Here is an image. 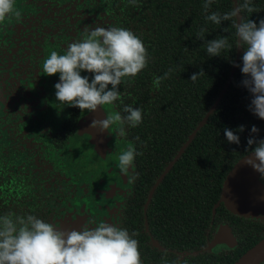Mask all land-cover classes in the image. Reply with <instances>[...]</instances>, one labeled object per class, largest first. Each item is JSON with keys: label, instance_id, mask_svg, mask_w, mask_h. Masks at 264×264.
<instances>
[{"label": "flooded vegetation", "instance_id": "af4514ba", "mask_svg": "<svg viewBox=\"0 0 264 264\" xmlns=\"http://www.w3.org/2000/svg\"><path fill=\"white\" fill-rule=\"evenodd\" d=\"M137 5L130 0H15L20 16L0 23L1 205L4 215L13 219L34 215L63 231L102 222L125 229L138 241L142 264H200L191 257L201 251L196 237L191 249L185 250L181 247L185 238L174 237L183 232L169 230V194L164 190L179 158L166 172L167 167L183 147L184 153L194 131L180 144L169 146L168 140L178 135L159 133L153 87L150 81L136 84L143 71L124 78L118 86L120 100L96 113L57 101L59 74L49 77L43 71L52 51L63 55L69 44L85 39L91 29L128 25L136 32ZM81 75L89 82L93 78L86 71ZM126 106L142 111V123L125 126L124 136L118 134L117 125L103 134L89 127L92 120L126 115ZM129 147L140 155L122 172L119 155ZM161 183L162 204L154 203ZM222 249L233 248L223 244L211 248Z\"/></svg>", "mask_w": 264, "mask_h": 264}, {"label": "trees", "instance_id": "16d2710c", "mask_svg": "<svg viewBox=\"0 0 264 264\" xmlns=\"http://www.w3.org/2000/svg\"><path fill=\"white\" fill-rule=\"evenodd\" d=\"M137 2L138 25L133 33L142 40L150 59L143 74L137 76L136 84L142 86L150 81L155 100L152 106L154 117L161 118L157 123L159 133L178 135L168 140L172 147L183 142L196 129L230 77L238 48H235V28L231 21L216 25L205 17L212 12H230L236 0H212L207 12L204 10L206 0ZM243 2L240 0V3ZM251 4L254 13L245 12L244 16L259 24L264 19V0H251ZM122 26L130 30L128 25ZM202 28L205 31L201 35ZM219 38H226L232 48L223 50L221 56L210 57L207 42ZM244 51L237 63L241 67ZM201 70L205 75L195 82L191 81V75ZM166 73L167 78L162 79L158 87L154 86V81ZM243 79L240 67H236L215 110L195 137L187 140L188 146L167 175L168 186L164 190L169 194V230L183 232V236H172L185 238L181 246L185 250L191 249L189 247L194 245L196 237L200 245L197 249L201 251L191 257L200 264H234L243 253L264 238V221L259 218L234 215L222 204L212 214L227 173L239 159L251 152L247 140L253 126L259 130L255 138L264 140V120L249 111L252 97L242 86ZM172 104L174 107H171ZM241 125L245 130L237 132L240 144H229L224 129L227 127L236 131ZM162 144L164 141H158L159 146ZM187 167L190 169L187 170ZM261 182L264 185V180ZM164 190L162 183L158 184L154 203L162 204ZM3 208L0 200V216L4 215ZM219 225H227L231 229L237 245L233 249L216 252L206 250L207 239H211ZM189 236L192 238L189 239ZM186 261L191 262V259Z\"/></svg>", "mask_w": 264, "mask_h": 264}, {"label": "clouds", "instance_id": "9594fccd", "mask_svg": "<svg viewBox=\"0 0 264 264\" xmlns=\"http://www.w3.org/2000/svg\"><path fill=\"white\" fill-rule=\"evenodd\" d=\"M135 5L137 0H130ZM212 0H206L205 12ZM15 0H0V23L6 18L19 17L14 9ZM251 0H236L230 12H212L205 18L216 25L231 21L237 37L236 47L245 49L240 71L244 76L242 86L251 94L249 111L264 120V19L259 24L246 19L244 13H254ZM239 20V22H238ZM205 29H201V35ZM207 54L221 56L225 49L232 48L226 38L208 40ZM150 57L142 40L132 31L117 27H96L87 32L86 38L68 45L64 54L52 51L43 64L46 76L59 74L55 85L56 100L66 107L96 113L103 105H112L120 100L119 85L124 78H134L142 72ZM93 74L91 82L81 72ZM171 71V69L169 70ZM205 75L203 70L190 77L195 82ZM164 77L157 78L154 86H159ZM111 85V88H109ZM126 115L116 113L103 120H92L90 128L101 134L118 126V134L125 135V126L138 127L142 123V111L126 106ZM244 126L236 131L224 129L229 144H240ZM259 130L253 126L247 140L251 157L245 160L248 167L264 180V140L255 138ZM140 155L134 147H129L119 155V167L126 172L133 166L134 159ZM135 179V178H133ZM264 199V197H261ZM0 264H142L138 241L127 230L113 224L102 222L97 227L83 226L80 230L63 231L44 220L28 215L11 214L0 216Z\"/></svg>", "mask_w": 264, "mask_h": 264}, {"label": "water", "instance_id": "95a60500", "mask_svg": "<svg viewBox=\"0 0 264 264\" xmlns=\"http://www.w3.org/2000/svg\"><path fill=\"white\" fill-rule=\"evenodd\" d=\"M239 22V20H238ZM243 53V49L238 47L236 57L231 68L230 77L225 83L219 96L205 114L203 119L199 122L194 132L189 136L191 140L195 133L206 123L210 114L213 113L220 99L223 97L226 89L236 71L239 56ZM186 146V145H185ZM184 147L181 148L180 153L167 167L166 172L172 167L173 163L179 158ZM251 152L239 159L234 166L227 173L220 191V198L214 205L212 214L214 215L215 209L221 204L224 208L237 216L245 218H259L264 221V185L260 180L259 174L248 167L245 160L252 158ZM225 245L228 248H234L237 241L233 236L231 229L227 225L220 226L213 240L208 244L206 250H211L216 245ZM264 262V238L253 245L245 253H243L234 264H261Z\"/></svg>", "mask_w": 264, "mask_h": 264}]
</instances>
